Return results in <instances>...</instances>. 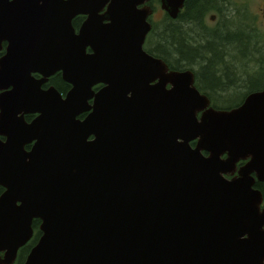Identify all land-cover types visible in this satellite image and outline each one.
<instances>
[{
    "label": "water",
    "instance_id": "water-1",
    "mask_svg": "<svg viewBox=\"0 0 264 264\" xmlns=\"http://www.w3.org/2000/svg\"><path fill=\"white\" fill-rule=\"evenodd\" d=\"M106 1L0 0V89L16 87L1 112L37 114L3 131L0 264L33 219L41 235L22 264H264V88L210 106L191 69L143 49L140 0L100 14ZM57 71L64 96L41 88Z\"/></svg>",
    "mask_w": 264,
    "mask_h": 264
},
{
    "label": "flooded vegetation",
    "instance_id": "flooded-vegetation-1",
    "mask_svg": "<svg viewBox=\"0 0 264 264\" xmlns=\"http://www.w3.org/2000/svg\"><path fill=\"white\" fill-rule=\"evenodd\" d=\"M109 3L110 0L105 2L99 12L100 14L106 11ZM137 8L147 13L146 20L150 24V29L143 42V49L146 52L159 58H162L160 57L162 53L176 60L187 57L196 58L200 59L204 65L210 62L217 63L216 66L219 70L216 71L219 72L216 74L222 78L232 80L235 86L240 85L236 75L244 73L235 71V68L231 67V60L232 58L235 59V56L241 58L247 56L249 60H254L256 63L252 65V74L262 72L264 75V0H140ZM85 18L86 15L84 14H77L72 18L71 23L75 32H78ZM6 45V41L1 42L0 58L6 52ZM190 46L193 49L192 53H190ZM86 51L90 52L91 49L87 47ZM168 68L172 69L169 65ZM31 75L35 80L41 78L39 72H31ZM54 79L58 81L57 84L59 85L56 86L52 83ZM195 80L194 75L195 86L201 93L208 96L210 106L220 110H230L238 107L248 94L256 91L250 92L244 86L246 90L241 92L243 98L234 105L223 107L216 104L214 94L227 96L225 93L212 90L211 97L205 90L198 87ZM49 86L57 89L62 96L71 88V85L62 79L61 71L55 72L48 77L46 82L41 84L42 89ZM101 86L103 85L96 84L94 90L99 89ZM14 89L16 87L9 85L7 88L0 89V94L5 91L13 92ZM21 90L22 88L18 92ZM7 104L16 107L18 104L17 97L12 96ZM13 113L11 111L1 112L0 108V121L3 120L0 126L1 150L5 149L3 144L6 142L7 136L3 131L8 127V123L11 124V121L16 120L17 125L21 126L24 123H30L37 116L36 113L23 110L18 111L15 116ZM7 114H11L8 121L4 120ZM32 145L33 141L26 142L22 145V149L28 152ZM244 162L239 161L237 166ZM256 182L255 187L261 190L263 196L261 206H264V182ZM3 191L4 188L0 185V195ZM19 203L18 201L17 204ZM39 224V219H33L31 222L32 236L18 248L16 258L11 264H22L24 262L29 250L41 235ZM3 255L4 251L0 250V257L2 258Z\"/></svg>",
    "mask_w": 264,
    "mask_h": 264
},
{
    "label": "rangeland",
    "instance_id": "rangeland-1",
    "mask_svg": "<svg viewBox=\"0 0 264 264\" xmlns=\"http://www.w3.org/2000/svg\"><path fill=\"white\" fill-rule=\"evenodd\" d=\"M234 58L235 59L232 58L231 60L232 62L231 67H234L235 71L244 72L242 75H236V77L238 78V83L241 86L234 87L233 90H227L226 94L230 95L228 98L227 96H222V95H218L215 93L214 99H215L216 104L219 106L227 107V106H231L239 102L243 98L241 92L246 90L244 86L247 85L248 78L252 76H253V80L251 81V84L247 87V90H249L250 92L255 91V90L260 91L264 88L263 86L264 85V75L262 74V72L254 74V75L251 72L252 65H255L256 62L254 60L251 61V59L249 60L247 56H245V58H241L240 56L238 57L235 56ZM215 64L217 65V63ZM200 69L201 68H199V65H197L198 75L200 74V72H202L205 75L206 72L200 71ZM197 83L200 87L206 88V89L215 90V87H216L215 79L208 81V82H201V79L199 77L197 80ZM254 186H256V184Z\"/></svg>",
    "mask_w": 264,
    "mask_h": 264
},
{
    "label": "trees",
    "instance_id": "trees-1",
    "mask_svg": "<svg viewBox=\"0 0 264 264\" xmlns=\"http://www.w3.org/2000/svg\"><path fill=\"white\" fill-rule=\"evenodd\" d=\"M192 52H193V49L190 46V53H192ZM160 57H162L164 59V61L169 65V67H171L172 69H176V70H183V69H187V68L192 69L194 72V75L196 77L195 81H196L197 85H198L197 80L200 77L201 82H208V81L215 79V81H216L215 90H217V92L222 91L223 93L226 94L227 90H233V87H237V86L233 85L232 80L230 81V79H224V78L220 77L218 74H216L219 72V71H216V70H219V68L216 66L215 63L210 62V63H207V65H204L202 63V61H200V59L191 58V57L183 58L181 60H176V59H171V58L167 57L164 53H162ZM197 65H199V68L202 69V70L200 69V71L206 72V70H207L208 74L206 72L204 75L202 72H200V74L198 75ZM252 80H253V77L248 78L247 85H245V86L248 87L251 84ZM57 82L58 81L56 79H54V82L52 81V83L56 86L59 85V84H57ZM63 85H64V82H63ZM238 86H240V85H238ZM198 87L202 88L199 85H198ZM202 89L205 90V92L209 96L212 97V90L211 89H206V88H202ZM226 95L228 97L230 96L229 94H226ZM215 107H217V106H215ZM82 115H84V114H82ZM193 143L194 142H191V144H193ZM258 187H259V185H258ZM262 189H263V187H262Z\"/></svg>",
    "mask_w": 264,
    "mask_h": 264
}]
</instances>
